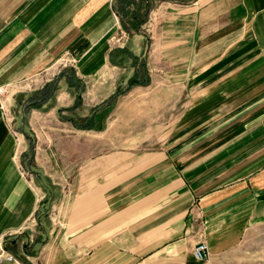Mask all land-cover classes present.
<instances>
[{
    "label": "crops",
    "instance_id": "obj_1",
    "mask_svg": "<svg viewBox=\"0 0 264 264\" xmlns=\"http://www.w3.org/2000/svg\"><path fill=\"white\" fill-rule=\"evenodd\" d=\"M113 1L0 0V87L60 70V89L39 115L49 117L47 125L59 123V110L84 118L118 87L119 53L129 62L144 41L172 43L183 62L173 75L177 85L188 81L197 98L209 95L191 106L197 117L204 112L206 132L143 155L135 172V163L118 169L112 152L105 169L94 166V176L79 182L84 189L61 229L38 232L45 238L34 243L42 246L30 264H264V0H157L151 37L128 35L126 51L111 44L122 29ZM62 60L68 67L57 69ZM130 67L121 70L128 79L136 72ZM68 72L92 82V105H74L77 89L67 85ZM29 116L35 132L37 113ZM26 141L15 138L0 113L4 248L23 244L22 230L33 218L41 225L37 213L46 194L22 170ZM38 154L36 148L35 162ZM45 155L54 157L48 146ZM201 242L209 256L196 262L191 251Z\"/></svg>",
    "mask_w": 264,
    "mask_h": 264
},
{
    "label": "rangeland",
    "instance_id": "obj_2",
    "mask_svg": "<svg viewBox=\"0 0 264 264\" xmlns=\"http://www.w3.org/2000/svg\"><path fill=\"white\" fill-rule=\"evenodd\" d=\"M150 12L138 32L148 38L153 32L154 16ZM128 35L132 34L121 29L118 36L111 38L112 47L123 49ZM159 43L160 41H144L142 53L130 56L129 62L128 57L125 58V53H119V64L122 66L120 69H130V66L135 65V75L128 79L127 74L124 75V71L120 70L119 85L115 92L91 109V114L84 118L74 116L73 112L59 110L57 113L59 123L47 120V125L46 119L49 117L39 115L45 103L38 107L30 105L29 97L53 81L57 83L51 97L55 95L60 89V70L53 75L49 74L48 77L44 75L37 81L26 79L11 87H0L3 91L0 93L2 118L9 125L15 138L22 134L27 139L28 148L21 157L22 170L26 177H31L34 184L46 194L37 213L41 225L37 218H33V222H29L22 230L25 240L23 244L5 243L7 252L11 253L9 250L12 247L17 250L18 253L11 254L20 261V264H30L31 253L34 255L42 246L41 243L34 245L45 238L44 235L39 237L38 232L49 231L53 227L56 231L61 229L63 215L66 216L73 208L77 195L84 189L79 182L81 179L94 176V166L99 173L105 169L107 161L111 160L109 155L112 152L118 153L117 158L112 159L118 161V169L124 171L127 162L135 163L133 168L135 172L141 167L138 163L142 162L143 155L172 149L174 141L181 135L204 134L206 126L204 112L198 111L197 117L196 110L192 109L204 102L209 95L205 97L199 93L197 98L196 88L191 86L193 83L188 85V81L177 85L173 75L175 69L183 66V62H177V57H174L172 43L168 46ZM69 63L62 60L56 68L65 69ZM66 78L67 85L77 89L73 101L75 106L78 103L92 105L95 102V94L91 93L92 82H78L70 72ZM100 106L101 109L98 108ZM63 112L65 113L62 114ZM32 113H37L38 125L35 132L27 124V119ZM189 117L193 120L191 124ZM36 135L40 139L38 142ZM47 146L53 151L54 157H46ZM36 148L39 154L35 162ZM125 153H132L133 157L127 159L123 155ZM128 168L132 169L130 166ZM103 177L101 176V179ZM57 248L60 250L61 247Z\"/></svg>",
    "mask_w": 264,
    "mask_h": 264
},
{
    "label": "trees",
    "instance_id": "obj_3",
    "mask_svg": "<svg viewBox=\"0 0 264 264\" xmlns=\"http://www.w3.org/2000/svg\"><path fill=\"white\" fill-rule=\"evenodd\" d=\"M155 1L157 0H114L112 6L122 29L128 34H135L140 31ZM56 83L57 81H53L45 85L29 97L30 105L38 107L45 103L55 91ZM11 253L14 254L12 250Z\"/></svg>",
    "mask_w": 264,
    "mask_h": 264
},
{
    "label": "built area",
    "instance_id": "obj_4",
    "mask_svg": "<svg viewBox=\"0 0 264 264\" xmlns=\"http://www.w3.org/2000/svg\"><path fill=\"white\" fill-rule=\"evenodd\" d=\"M3 91L0 90V93ZM192 256L196 262H204L208 259L209 252L205 242L198 243L192 249ZM20 264V261L11 253L7 252L5 248L0 245V264Z\"/></svg>",
    "mask_w": 264,
    "mask_h": 264
}]
</instances>
